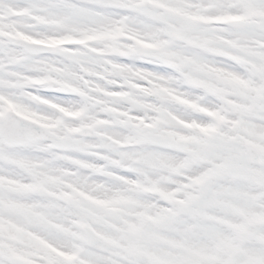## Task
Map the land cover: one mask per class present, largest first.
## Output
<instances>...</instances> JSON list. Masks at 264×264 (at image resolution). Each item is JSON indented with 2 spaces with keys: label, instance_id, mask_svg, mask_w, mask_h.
I'll return each mask as SVG.
<instances>
[{
  "label": "snow or ice",
  "instance_id": "obj_1",
  "mask_svg": "<svg viewBox=\"0 0 264 264\" xmlns=\"http://www.w3.org/2000/svg\"><path fill=\"white\" fill-rule=\"evenodd\" d=\"M0 264H264V0H0Z\"/></svg>",
  "mask_w": 264,
  "mask_h": 264
},
{
  "label": "rangeland",
  "instance_id": "obj_2",
  "mask_svg": "<svg viewBox=\"0 0 264 264\" xmlns=\"http://www.w3.org/2000/svg\"><path fill=\"white\" fill-rule=\"evenodd\" d=\"M222 19L230 20V17H226V18H222ZM15 35H18V36L24 38L22 33H15ZM81 38L87 39V42H89V43L98 42V43H101L102 46L107 45L109 50H115V49H118L120 47V41H122L123 39H129V38H133V37L128 36L123 30H118L116 32H110V33H105V34L96 35V36H84ZM69 40H71V39L53 37V38H48V39L38 40V41L46 42V43H55V42L62 41L64 43V45L59 46L57 48H64L66 45L71 44L69 42ZM140 44L144 47H154L153 45H151L145 41H140ZM145 79L147 80L149 78L145 77ZM151 85H152L153 89H155L157 87L155 81H151ZM68 115H74V114L68 113Z\"/></svg>",
  "mask_w": 264,
  "mask_h": 264
}]
</instances>
